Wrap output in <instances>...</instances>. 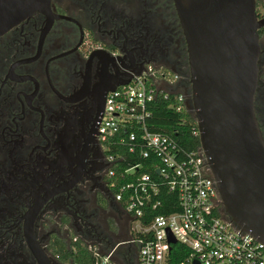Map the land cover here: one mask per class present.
Instances as JSON below:
<instances>
[{"label":"flooded vegetation","instance_id":"flooded-vegetation-1","mask_svg":"<svg viewBox=\"0 0 264 264\" xmlns=\"http://www.w3.org/2000/svg\"><path fill=\"white\" fill-rule=\"evenodd\" d=\"M260 44L264 136V35ZM150 65L177 73L192 99L174 0H51L0 35V264H74L55 238L107 241L117 203L98 127L110 89ZM110 251L114 264H138L135 244Z\"/></svg>","mask_w":264,"mask_h":264},{"label":"built area","instance_id":"built-area-1","mask_svg":"<svg viewBox=\"0 0 264 264\" xmlns=\"http://www.w3.org/2000/svg\"><path fill=\"white\" fill-rule=\"evenodd\" d=\"M178 79L177 73L150 65L106 98L98 137L109 164L108 187L138 222L137 237L126 243L137 246L138 264H264V241L225 211L203 147L188 149L152 125V107L160 98L173 96L170 107L176 110L187 107L185 91H175ZM194 134L200 137V129ZM163 189L176 193L177 207L155 213L165 206ZM94 254L96 264L98 257L101 264H114L113 251L95 248Z\"/></svg>","mask_w":264,"mask_h":264},{"label":"water","instance_id":"water-1","mask_svg":"<svg viewBox=\"0 0 264 264\" xmlns=\"http://www.w3.org/2000/svg\"><path fill=\"white\" fill-rule=\"evenodd\" d=\"M174 1L190 56L187 107L198 122L225 211L264 241V136L255 106L264 16L257 0ZM50 6L51 0H0V35L37 11L48 13Z\"/></svg>","mask_w":264,"mask_h":264},{"label":"trees","instance_id":"trees-1","mask_svg":"<svg viewBox=\"0 0 264 264\" xmlns=\"http://www.w3.org/2000/svg\"><path fill=\"white\" fill-rule=\"evenodd\" d=\"M259 4L264 8V0H261ZM257 12L259 16H264V13L258 9ZM259 33L260 35H264V26L259 30ZM172 100H174L173 96L169 100L160 98L157 104L152 107L154 111L152 120L154 129L174 135L188 149L193 150L201 147L200 137L194 134V131L199 129L196 118L189 111L188 107L180 111L170 107ZM176 196V193H170L163 189L161 198L165 206L159 208L155 213H167L176 209ZM133 237H137V233H134ZM90 245L99 249L97 243H84L81 239H71L70 243H68L65 238L57 237L52 241L51 248L65 262L72 261L74 264H96L95 248L91 249ZM99 250L102 254L107 253L103 249Z\"/></svg>","mask_w":264,"mask_h":264},{"label":"rangeland","instance_id":"rangeland-1","mask_svg":"<svg viewBox=\"0 0 264 264\" xmlns=\"http://www.w3.org/2000/svg\"><path fill=\"white\" fill-rule=\"evenodd\" d=\"M257 2L260 3L261 0H257ZM259 3L257 5V9L259 11H261L262 13H264V8ZM175 91H184V88L182 86H178V87H176ZM187 97L189 100L190 96H187ZM108 212L111 214L110 220H109V226H105L104 231H105V233H107V232L109 233V236H107V239L110 238L111 236H113V239L110 242V244H107L108 242L105 240H99L96 238L86 239L88 243H91V244L97 243L98 248L105 250V252H107V253L109 250L113 249L119 242H128L129 240H131L133 237V234L135 233V230L133 229V227L132 226L130 227V224H129L130 220L128 219V217L126 215H123L122 213H120L119 210H115L113 208H109ZM137 224H138V222H135V221L133 222V226L137 225ZM116 229L118 230L116 232V234L112 233L113 230H116ZM112 245H114V247ZM123 246L124 247L122 248V251L126 250V248H127V245H123ZM115 260H117L119 262V264H120V262H122V259L120 261L118 258Z\"/></svg>","mask_w":264,"mask_h":264},{"label":"crops","instance_id":"crops-1","mask_svg":"<svg viewBox=\"0 0 264 264\" xmlns=\"http://www.w3.org/2000/svg\"><path fill=\"white\" fill-rule=\"evenodd\" d=\"M117 203V202H116ZM117 210H119L120 211V213H122L123 215H126L127 217H128V219L130 220V227L132 226L133 227V222H134V220H133V218H132V216H130L127 212H126V210L119 204V203H117ZM118 230L116 229V230H113V232L112 233H115L116 234V232H117ZM107 234H108V236H109V233L107 232ZM112 237V238H111ZM110 238H108L107 239V241L108 242H111L112 241V239H113V236H111Z\"/></svg>","mask_w":264,"mask_h":264}]
</instances>
